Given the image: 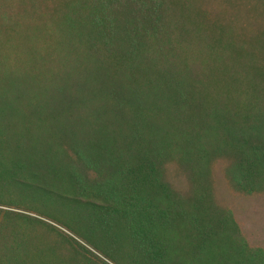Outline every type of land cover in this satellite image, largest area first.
Listing matches in <instances>:
<instances>
[{
  "label": "trees",
  "instance_id": "1",
  "mask_svg": "<svg viewBox=\"0 0 264 264\" xmlns=\"http://www.w3.org/2000/svg\"><path fill=\"white\" fill-rule=\"evenodd\" d=\"M220 162L264 194V0H0V264H264Z\"/></svg>",
  "mask_w": 264,
  "mask_h": 264
},
{
  "label": "rangeland",
  "instance_id": "2",
  "mask_svg": "<svg viewBox=\"0 0 264 264\" xmlns=\"http://www.w3.org/2000/svg\"><path fill=\"white\" fill-rule=\"evenodd\" d=\"M11 57L13 56L11 55ZM6 65L8 68L6 71L13 70V64L11 62H6ZM215 166V184L218 199L232 210L239 225L240 232L249 247L261 248L264 251V194L256 193L253 195H244L233 191L222 175V162L216 163ZM30 213L32 214V212ZM44 220L56 225L61 231H63V233L73 237L89 250L103 258L99 252L87 245L81 238L67 228L56 222H51L47 218Z\"/></svg>",
  "mask_w": 264,
  "mask_h": 264
}]
</instances>
